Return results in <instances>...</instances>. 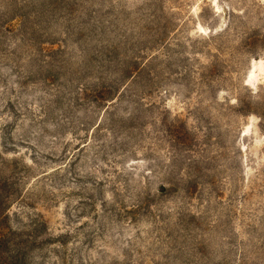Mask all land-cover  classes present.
I'll list each match as a JSON object with an SVG mask.
<instances>
[{
  "label": "rangeland",
  "instance_id": "374dc122",
  "mask_svg": "<svg viewBox=\"0 0 264 264\" xmlns=\"http://www.w3.org/2000/svg\"><path fill=\"white\" fill-rule=\"evenodd\" d=\"M2 174L32 264H264V0H0Z\"/></svg>",
  "mask_w": 264,
  "mask_h": 264
},
{
  "label": "trees",
  "instance_id": "16d2710c",
  "mask_svg": "<svg viewBox=\"0 0 264 264\" xmlns=\"http://www.w3.org/2000/svg\"><path fill=\"white\" fill-rule=\"evenodd\" d=\"M21 192L22 187L17 180L0 175V264H32L33 261L30 252L36 238L15 229L9 217V209Z\"/></svg>",
  "mask_w": 264,
  "mask_h": 264
}]
</instances>
